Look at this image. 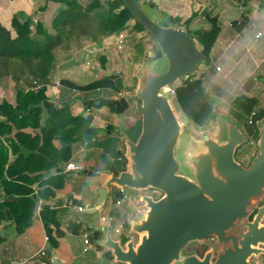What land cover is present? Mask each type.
I'll list each match as a JSON object with an SVG mask.
<instances>
[{"label": "water", "instance_id": "95a60500", "mask_svg": "<svg viewBox=\"0 0 264 264\" xmlns=\"http://www.w3.org/2000/svg\"><path fill=\"white\" fill-rule=\"evenodd\" d=\"M122 2L133 16L130 22H138L149 35L138 36L143 41L151 38L161 56L153 58V43H147L153 59L140 66L135 94L129 90L119 97L98 98V103L113 106L118 113L132 106L141 128L135 140L123 135L127 169L118 174L101 170L108 178L98 187L94 206L102 205L110 185L151 188L161 194L136 197L145 208L139 221L123 214L130 225L128 234L139 235L137 243L129 239L121 244L112 238L109 227L98 243L124 264H253L250 259L264 253L260 246L264 244V119L259 123L257 150L247 165L234 157L247 139L238 123L223 120V139L208 135L194 139L183 133L170 94L163 88L196 69L200 56L196 41L181 24L161 25L137 0ZM163 59L165 69L160 64ZM113 134L120 131L114 129ZM257 198L261 202L251 207ZM210 236L224 246L213 262L210 251L202 258L181 254L189 243Z\"/></svg>", "mask_w": 264, "mask_h": 264}, {"label": "trees", "instance_id": "16d2710c", "mask_svg": "<svg viewBox=\"0 0 264 264\" xmlns=\"http://www.w3.org/2000/svg\"><path fill=\"white\" fill-rule=\"evenodd\" d=\"M51 1L60 7L51 16L50 27H45L39 19H33L24 11L12 15L10 27L0 22V81L9 77L15 88V103L6 100L0 103V225L6 221L20 235L39 216L48 239L54 242L52 232L53 229L57 231L59 226L58 211L41 201L55 198L65 188V174L61 168L71 159L73 143L78 138L80 129L91 120L90 115L73 113L67 102L55 103V98L46 93L55 51L58 48L68 50L80 46L82 40L95 42L105 38L110 41L113 34H119L123 30L128 33V38L138 36L144 28L138 22H130L133 16L122 0ZM137 2L148 15L159 18L157 12L152 10L155 7L153 1H149L146 7L151 13L143 8L144 4L140 0ZM190 19L191 17L185 23ZM162 21L164 22L160 24L163 26L170 24L168 19ZM219 29L216 18L212 17L209 18L208 28L191 31L202 57L198 65L208 62V54ZM187 32L190 33L188 30ZM147 41L153 43L151 38ZM147 41L135 44V48L144 56ZM152 50L153 58L161 56L154 43ZM196 70L198 66L194 73ZM181 80V84L175 86L173 101L184 117L202 125L212 108L209 101L199 95L200 76L193 78L190 73ZM59 83L63 87L82 92L104 88L119 92L123 88L114 73L86 84H77L68 78L60 79ZM86 103L88 106L103 105L98 103V98ZM231 105L233 109L229 112L230 117L239 125L253 109L256 111V120L264 119V104L259 106L257 98L253 96L237 95L231 100ZM110 107L114 109L113 106ZM246 126L247 135L257 138L259 130L247 124ZM134 128L133 139L139 132L140 125ZM85 130L88 131L89 128ZM113 130L110 124L105 126L106 132L113 133ZM39 202L41 204L37 214ZM73 202L78 204L76 199ZM70 223L73 225L70 232L79 230L78 222L70 220ZM129 228L127 221L123 222L122 241L126 240L123 234ZM92 230V235L99 234L98 229ZM56 234L61 235V232ZM4 239L0 233V243Z\"/></svg>", "mask_w": 264, "mask_h": 264}, {"label": "crops", "instance_id": "0c3cea01", "mask_svg": "<svg viewBox=\"0 0 264 264\" xmlns=\"http://www.w3.org/2000/svg\"><path fill=\"white\" fill-rule=\"evenodd\" d=\"M140 1L146 7L149 1H153L155 7H153L152 10L157 12L161 19H168L170 22L181 24L185 27L186 31H192L198 28H208L209 18L212 17L216 18V22L219 25L220 29L208 54V62L203 63V66H200L198 70H196L195 76H193V78L200 76L201 91H198L199 95L204 96V99L209 101L212 111L208 115L206 121L200 126L185 117L188 123H190V126L196 124L202 128L207 124L211 117L217 118L218 122L216 124L218 125L219 123L217 135L199 130L198 132L211 137H218L222 130L221 125L223 122L222 120L224 119H221V116L216 114L217 111L215 110L214 105L215 102L222 100L225 92H232V95L229 97V112L233 109L231 100L240 94L257 98L259 106L264 104V102H262V98L264 100V0ZM59 7V4L51 0H0V22L5 26L10 27L12 15L18 11H24L33 19H39L45 27H50V18ZM190 17V21L186 24L185 21ZM258 32H260V35L256 36ZM191 36L194 38V34H191ZM113 38L115 41L114 35ZM105 41H108V39L103 38L92 42L91 44L92 47H95L97 49L96 51H98L105 47L104 43H107ZM196 44L197 47H199L197 41ZM61 68H63L62 64L53 69V71L56 70L54 72L55 74H53L56 75ZM112 73L115 74L117 79H120L123 87L126 86V84H129L128 82L124 83L122 77L117 72ZM106 74L108 73H105L104 75ZM101 77L102 76L92 78L82 84H86ZM50 78L51 76L49 77L48 86L51 84ZM62 78H68L71 80L66 76H61L60 79ZM71 81L75 82L74 80ZM175 83H173L174 86L179 85H176ZM226 85H228L229 88L226 87ZM59 92H63V90H58V88H56V93L59 94ZM117 94V96L110 97L122 96L124 94L123 90L121 89ZM74 106L75 105H73V108ZM95 110L98 112L99 110H102V108L99 107ZM98 113L99 115H94L93 113L88 114L91 116V120L80 129L78 138L73 143L71 159L68 161L82 165L83 169L85 168L83 170L85 173H87L90 168L96 172V182L90 186L88 193L84 195L86 196L87 201L84 203L82 201V194L69 191L68 188L60 190L55 198H50L45 202L40 200L41 202L48 204L51 208H56L58 211L59 226L57 231L53 229L52 232L54 242L48 239L39 216H36L31 225H34L37 230L39 228L41 229V245L34 250H32V248L26 249V245L30 238L28 235L30 225L20 234V241L13 243V251H17V248H20V256L26 250H32L29 258H32L31 260L36 258L38 264H119V262L114 259L110 250L105 249L101 244L97 243V241L103 239L105 228H110L113 223L122 221L121 217H124L123 214L125 212L123 207H121L122 205L115 204V200L120 197L117 186L110 185V187L106 189V198L102 205L95 207L94 204L97 199L98 187H100L108 178V175L101 172V170L107 169L116 174L126 170V144L123 135L126 134L130 139L135 140L139 132L136 133V137L133 139L132 131L135 132L133 129L135 126L131 127V123L134 121V118L125 115V112L118 113L115 111L112 113L114 122L108 121L107 119L109 118L107 117V119L102 118L100 112ZM230 119L236 122L233 117H230ZM136 120L140 123V118H137ZM123 121H128V124L123 126ZM107 124L113 126L114 129H118L120 135H111V133L106 132L105 126ZM86 128H89V130L86 131ZM123 130L124 133H122ZM106 134H108V136ZM85 160L90 164L89 169H86V166L83 163ZM63 167L64 165L61 168L62 173L65 174L66 179V177L72 172H63ZM68 198L78 200V205L84 207L88 206V208H90L94 206L93 210L88 211L99 210L103 213L102 215H99L98 221H89L91 220L93 212L88 213L85 217L87 220V222H85L86 225L83 226V223H81L76 214L74 215L72 211L60 206L62 201ZM36 213L39 214L38 211H36ZM102 217H104V219H102ZM70 220H75L76 222L79 221V230L75 233L70 232V228L73 227ZM9 225L8 222L4 221L0 227L3 226L7 228ZM92 229H98L99 234L95 233L92 235ZM58 231L61 232V235L56 234ZM84 232L89 234L88 243H84ZM0 233L2 234L1 230ZM45 235L47 236V241H44ZM95 235H97V237H95ZM111 236L113 238L112 232ZM4 243L5 239L0 243V264H6V257L9 256V249L7 247L3 248ZM260 246L264 248V244H261ZM42 248L45 254L40 256L38 252ZM250 262L253 264H264V253ZM32 263L35 264V262Z\"/></svg>", "mask_w": 264, "mask_h": 264}, {"label": "rangeland", "instance_id": "374dc122", "mask_svg": "<svg viewBox=\"0 0 264 264\" xmlns=\"http://www.w3.org/2000/svg\"><path fill=\"white\" fill-rule=\"evenodd\" d=\"M148 13H151L146 6H143ZM153 15V14H152ZM152 17V16H151ZM157 17V16H153ZM159 23H163L161 17L158 18ZM146 34L145 29L142 31ZM141 32V33H142ZM124 43L118 45L117 43L119 41H114V38L111 39V41H105L107 43L105 44V47H103L101 50L96 51L97 49L95 47H92V42H89L87 40H82V43L80 46H74L68 50L58 48L55 51V59H54V66L53 69H55L57 66H60L62 64L63 68H61L56 75H54L56 70H52L50 76H51V84L48 86L47 85V90L46 93L48 95H52L55 99V103L60 104L61 102H67L69 103V107L73 113H80L83 116L88 115L89 113H93L94 115H99L98 112H100L102 118H109L107 119L110 122H114V117L112 116V113L115 112L113 108H111L109 105L103 104L101 106H97L94 104H91L90 106L87 105V101L92 100V99H97L100 97H110V96H117V92L115 89L111 88H104L100 89L98 91H90L88 93L81 92V91H73L70 88L63 87L59 84V79L61 76L63 77H69L71 80H74L76 83H85L89 81L92 78H96L99 76H103L105 73H112V72H117L123 79L124 83H129L128 85L124 86L122 88L123 93L126 91H132L134 94L137 89V84L139 80V69L140 66L152 61V57L148 55V49L145 48V54L146 56L142 55L136 48L135 44L137 42H142L143 40L141 39L142 37L139 36H131L130 38L127 37L128 33L123 30L122 31ZM190 35L193 34L191 31L189 33ZM114 35V34H113ZM147 35V34H146ZM145 35V36H146ZM145 36L143 38H145ZM116 38V36L114 35ZM144 42V41H143ZM148 42V41H147ZM149 43V42H148ZM155 45V44H154ZM110 46V47H109ZM148 46V45H147ZM109 47V48H108ZM155 48L156 45H155ZM152 50V49H151ZM150 50V51H151ZM199 50V47H198ZM147 51V52H146ZM202 58L199 56V59ZM149 59V61H148ZM161 67L162 69L166 68V61L163 59L161 61ZM203 63L198 65V68L202 65ZM55 67V68H54ZM54 73V74H53ZM192 77L195 76V73H191ZM49 76V77H50ZM181 79L176 80V85L181 84ZM53 85V86H52ZM174 85V84H172ZM226 87L229 88L228 85ZM56 88L58 90H63V92L56 93ZM232 95V92H225L223 94V98L219 102H215V110L217 111V115L221 116V119L224 120H229L230 119V114H229V105H230V99L229 97ZM6 100L12 104L15 103V88L13 81L9 77H5L0 81V103ZM171 106L175 112V115L177 116L180 124L182 125V131L186 135L194 138V139H201L202 136L206 135L204 133H200L199 131H203L205 133H213V134H218L217 131L219 129V123L218 125L216 124L218 122L217 118L211 117L207 124L200 128L199 126L192 125L190 126V123L185 119V117L182 116V113L177 109V106L175 102L173 101V97H169ZM262 102H264L262 98ZM73 105L74 108H73ZM101 107L102 110H99L96 112L95 109ZM78 111V112H77ZM98 113V114H97ZM123 113V112H122ZM215 114V115H216ZM125 115L134 118V121H132L131 127L136 125H140L137 121V118H140V116L135 112L134 108H130L129 110L125 111ZM107 117V118H106ZM1 118V116H0ZM223 121V120H222ZM112 124V123H111ZM125 124H128V121H123V126ZM113 125V124H112ZM122 125V123H121ZM242 129L246 132L247 126L246 122L243 121L242 124ZM141 126V125H140ZM222 130L220 131L219 136L216 138L218 139H223L224 138V126L223 122L221 125ZM135 129V128H134ZM259 130V129H258ZM124 133V130L122 131ZM247 134V133H246ZM108 136V134H106ZM113 135V133H111ZM209 136V135H208ZM256 140L257 138H254L253 136L247 135V140L243 142L240 146H238L235 150L234 157L237 161L242 163L243 165H247L251 158L254 156L257 146H256ZM11 156V155H10ZM84 165L86 166V169L90 168L89 162L86 160L83 161ZM85 169V168H84ZM76 170L72 171L70 175L66 177V186L65 189L68 188L69 191L77 192L82 194V201L85 203L86 200V193H88V189L90 188L91 185L96 182V172L93 171L91 168L90 170L85 173L83 170ZM184 174H187L186 171H183ZM126 192L129 196H138L139 194H150L151 196L158 197L160 196L161 193L154 191L151 188L148 189H143V190H135L132 188H126ZM264 198V195L262 196ZM261 202L260 198L254 199L251 201V207L254 205H257L258 203ZM121 207H123L124 212L127 214H130L135 220H139L142 218L143 212L142 208L143 203L139 201H132L130 205H128L126 202L121 203ZM88 206H85V210L81 212H75L74 215L79 218L81 223H83V226L86 225L85 222L87 220L85 217L88 215V213H92L91 220L89 221H98L99 220V215L103 212L99 210L95 211H88ZM37 211V210H36ZM126 217H121L122 221L119 222H125ZM79 222V221H78ZM7 224V223H6ZM9 224V223H8ZM0 230L2 231V235L5 237V243L3 244V248L7 247L9 249L8 253L9 256L6 257V264H34L32 262H35V264H38L37 259L29 258L32 250L37 249L42 242V231L39 228H37L34 225H31L30 228L28 229V235L30 236L27 247L32 248V250H26L21 256H20V248H17V251H13V243L14 242H19L20 241V235H18L13 227V225H9L7 228L6 227H0ZM124 231V229H123ZM113 238H118L117 235L112 233ZM127 240L132 239L134 243L138 242L139 235L137 233H132L128 234L126 232L123 234V238ZM209 245V241H194L189 243L181 252V254H186V253H194L198 257H203V255L206 253L205 251V246ZM38 258V257H37ZM120 264V262H119Z\"/></svg>", "mask_w": 264, "mask_h": 264}, {"label": "built area", "instance_id": "2783aa9c", "mask_svg": "<svg viewBox=\"0 0 264 264\" xmlns=\"http://www.w3.org/2000/svg\"><path fill=\"white\" fill-rule=\"evenodd\" d=\"M114 35L116 36V38H115L116 43H117V41L119 39L118 43L116 44L117 46L124 43V39L125 38H123L122 31L119 34H114ZM258 35H260V32H258L256 34V36H258ZM163 91L169 93L170 96L173 97L175 95V86L174 85L166 86V87L163 88ZM255 115H256V111L253 109L252 111H250V113L246 117V121L245 122H246V124L248 126L252 127L253 129H259L260 120H256ZM82 168H83L82 165H79V164H76V163H73V162H67L65 164V166L63 167V172H65V173L72 172V171H76V170H81ZM126 188L127 187L117 186V189L119 191L120 197L115 200V204L116 205H119L122 202H126L128 205H130L132 203V201H134V202L137 201V199H136L137 196H133V197L129 196L127 194V192H126ZM40 204H41V202H39V205L37 206V211L38 212L40 210ZM60 206L66 208L69 211H75V212H81V211L85 210L84 206L75 204L73 202V200L69 199V198L63 200L62 203L60 204ZM253 206H254V204H253ZM144 210H145V208L143 207L142 208L143 215H144ZM125 214L127 216H131L130 214H127L126 212H125ZM102 219H104V217H102ZM110 232H112V233H114L115 235L118 236L117 239H119L121 241L120 242L121 244H124V242L127 241V239L125 241H122L123 222H115V223H113L110 226ZM83 237H84V243H88L89 234L87 232H84L83 233ZM44 241H47V236L46 235L44 236ZM99 241H97V243ZM38 254L40 256H43L45 254L43 248L39 250Z\"/></svg>", "mask_w": 264, "mask_h": 264}, {"label": "flooded vegetation", "instance_id": "af4514ba", "mask_svg": "<svg viewBox=\"0 0 264 264\" xmlns=\"http://www.w3.org/2000/svg\"><path fill=\"white\" fill-rule=\"evenodd\" d=\"M154 191L158 192L157 190H154ZM126 221H127V219H126ZM127 223H128V221H127ZM234 231L237 233L239 231V229H236ZM205 240H208L209 241V245H206L205 246V248H206L205 251L206 252L207 251H210L211 252V256H212L211 262H213L214 259H215V257H216V254H218L219 252H221L224 249V246L218 244L217 239L214 236H210V237L206 238ZM205 240H202V241H205ZM200 258H202V257H200ZM252 260H254V259L251 258L250 261H252Z\"/></svg>", "mask_w": 264, "mask_h": 264}]
</instances>
